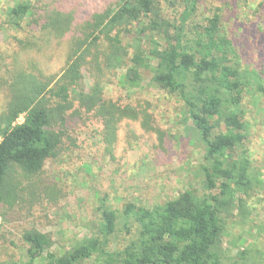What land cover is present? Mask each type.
<instances>
[{
    "label": "trees",
    "instance_id": "trees-1",
    "mask_svg": "<svg viewBox=\"0 0 264 264\" xmlns=\"http://www.w3.org/2000/svg\"><path fill=\"white\" fill-rule=\"evenodd\" d=\"M13 1L0 8V28L6 26L16 35L26 31L25 37L15 36L21 51H42L52 41L59 44L70 37L64 40L67 56L60 73L47 74L34 60L13 67L0 52V89L8 97L0 112V205L12 207L24 195L41 194L42 186L33 178L40 176L47 159L58 155L67 112L75 103V113H92L102 121L111 154L123 120L139 121L145 130L161 134L149 101L134 106L104 96V69L121 66L127 71L120 84L138 86L141 69H149L153 81L181 102L186 119L205 144L208 189L202 196L185 190L152 207L127 203L125 224L136 223V231L122 248L110 247L118 214L105 199L98 233L67 250L52 251L55 242L47 233L26 230L22 236L29 258L26 264L42 257L45 264H80L94 256L104 264H239L222 251L224 214L238 208L248 216V198L263 186L261 170L243 149L248 124L241 102L255 78L264 92V76L242 67L232 39L223 31L222 15L214 13L206 23L190 28L193 37H186L187 21L201 0H183L177 22L165 17L158 0H119L83 19L77 18L75 1ZM93 63L97 72H92L95 79L86 89L83 69L92 71Z\"/></svg>",
    "mask_w": 264,
    "mask_h": 264
},
{
    "label": "rangeland",
    "instance_id": "rangeland-1",
    "mask_svg": "<svg viewBox=\"0 0 264 264\" xmlns=\"http://www.w3.org/2000/svg\"><path fill=\"white\" fill-rule=\"evenodd\" d=\"M70 1L76 2L77 18L83 19L106 5L115 6L119 0ZM158 1L165 17L177 22L183 0ZM261 1L201 0L187 21L186 37H193L190 28L201 26L218 12L222 15L224 33L232 39L242 59V67L251 74L255 71L264 76V6L260 5ZM13 4V0H0V8ZM17 32L18 35L6 26L0 28V52L8 62H13V67L27 66L28 60H34L47 74L61 72L67 56L64 40L70 36L59 44L52 41L42 51L34 49L26 53L15 40V36L25 37L26 31ZM94 66L93 63L92 71L83 69L86 89L95 79ZM126 71V66L104 69V96L134 106L149 101L154 123L161 134L145 130L139 121L123 120L111 154L103 138L102 121L92 113H75L78 107L75 103L67 112L66 134L58 155L47 159L40 176L33 178L42 186L41 194L24 195L25 199L18 200L12 207L0 205V264H26L29 258L22 236L32 228L53 239L52 251L67 250L80 239L98 233L102 199L118 214L116 231L110 237V247L115 249L124 247L136 231V223L128 220L127 226L125 224L127 203L152 207L164 204L185 190H194L200 196L208 192L203 170L205 144L191 120L186 119L181 102L153 81V71L149 69H141L138 86L129 88L120 84ZM262 84L264 86V80ZM7 100L6 90L0 89V112ZM241 108L248 124L243 149L250 152L253 166L261 170L263 186L252 190L248 216L241 214L238 208L224 214L222 251L228 260L236 259L239 264H264V92L259 90L256 78L244 92ZM23 119L21 116L19 121ZM45 263L42 257L32 264ZM80 264H104V261L94 256Z\"/></svg>",
    "mask_w": 264,
    "mask_h": 264
}]
</instances>
